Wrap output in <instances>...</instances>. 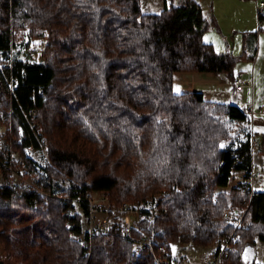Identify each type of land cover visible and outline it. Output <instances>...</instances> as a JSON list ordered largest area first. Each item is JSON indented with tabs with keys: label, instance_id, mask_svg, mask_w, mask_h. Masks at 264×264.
Wrapping results in <instances>:
<instances>
[{
	"label": "trees",
	"instance_id": "16d2710c",
	"mask_svg": "<svg viewBox=\"0 0 264 264\" xmlns=\"http://www.w3.org/2000/svg\"><path fill=\"white\" fill-rule=\"evenodd\" d=\"M257 24L264 31V12ZM208 26L195 0H164L159 13L141 0H0V264H156L158 247L217 250L227 238L223 264H255L264 191L215 189L249 168L251 137L264 161V134L234 132L251 123L249 109L173 89L176 72L233 86L235 59L203 41ZM40 145L49 165L35 185L10 182L33 169L26 149ZM92 193L113 208L159 198L127 235L122 221L84 234L73 203L89 213ZM230 207L243 212L239 227L224 216ZM145 234L156 244L134 251Z\"/></svg>",
	"mask_w": 264,
	"mask_h": 264
},
{
	"label": "rangeland",
	"instance_id": "374dc122",
	"mask_svg": "<svg viewBox=\"0 0 264 264\" xmlns=\"http://www.w3.org/2000/svg\"><path fill=\"white\" fill-rule=\"evenodd\" d=\"M178 0H173L172 3H177ZM205 2V0H204ZM259 2L263 3L262 10H264V0H213V6L215 7V17H213L212 22H210L209 15L212 14V10L203 4L204 13L208 16L207 21L209 22L208 28L203 32V41L212 45L213 50L216 53H229L235 59L234 72L235 76L240 78H245L252 85V88L244 87L242 91L232 94L231 88L232 84L227 81L223 75H217L215 78H222L226 81L227 88H221L224 92L225 97L230 102H235L238 104L243 103L244 107L249 109L252 104L254 111H256L257 106L264 99V31L263 28L258 29L257 24V4ZM153 0H141V10L144 12L143 6L152 5ZM203 3V2H202ZM206 3V2H205ZM206 7V8H205ZM255 34V39L248 42V44H243L245 35ZM249 38V35L247 36ZM20 39V38H19ZM46 43V39L33 41L31 44L33 51V59L39 60L43 56V47ZM247 56L240 57L243 54V48H245ZM250 57H249V56ZM197 88L196 86H194ZM198 89V88H197ZM225 100V101H228ZM212 102L210 100H207ZM214 103V102H212ZM242 106V105H241ZM241 108V107H240ZM251 123L246 124H235L234 132L240 137L244 138V134L247 131H252L256 135H261L264 133V116L255 113L251 116ZM251 126V127H250ZM8 126L2 123L0 124V133L4 132ZM6 142L1 145L5 147ZM27 156L32 161H34L33 169L27 168L26 165L20 168V172H14L10 182H15L16 184L30 187V184L35 185L32 180L36 178L37 174L40 173L41 167L46 164L49 165V161L45 154V148L39 149H26ZM258 154V153H257ZM254 155V163L260 168V177L254 183V190L264 191V161L262 155ZM15 154V158L17 159ZM24 174L21 176V174ZM4 180L0 176V183ZM216 188L215 192H223L222 189ZM89 200L92 204V213H86L83 208L82 202L73 203V212L81 216V227L82 232L90 233L94 231L97 227L103 225L110 226L113 223L122 221L124 216L127 214L129 216L130 226L137 223L139 219L143 217L150 218L154 211V203L157 201L159 196H155L153 200H149L147 203L137 204L135 208H125L124 206H119L116 208L110 207L107 202V198L103 194L92 193L89 195ZM151 199V198H150ZM236 209L235 207H230ZM147 212V214H143ZM141 215V216H140ZM145 236H147L145 234ZM146 240L152 242L153 246L156 244L148 236L145 237ZM148 238V239H147ZM208 247V246H207ZM194 246L192 244L183 243H173L169 245L168 250L164 247H158L154 249L156 257L159 253L166 252L171 258V263L175 264L172 257L189 255L193 250H197L199 253L207 251L206 256L207 261L211 252L214 249V245L210 248ZM204 248V249H203ZM140 245L134 244L133 250L139 251ZM259 254L261 261L264 263V245H259ZM206 255V254H204Z\"/></svg>",
	"mask_w": 264,
	"mask_h": 264
},
{
	"label": "crops",
	"instance_id": "0c3cea01",
	"mask_svg": "<svg viewBox=\"0 0 264 264\" xmlns=\"http://www.w3.org/2000/svg\"><path fill=\"white\" fill-rule=\"evenodd\" d=\"M182 1L183 0H178L176 4H179ZM195 1L200 6L201 12L206 19L208 16L204 13L203 4L206 7H209L210 10L213 9L212 10L213 13L209 15L210 22H211V19L213 20V17H215V7L213 6V0H205L206 3L204 2V0H195ZM163 5H164V0H153V3L151 6L148 4L146 5V7L143 6L145 10L144 13H159L161 9L163 8ZM244 41H245V38H244ZM213 76L214 75L206 74V73L176 72L174 73V76H173L174 92L175 93H183V92H191V91L200 92L205 100H210V101L213 100L212 102L220 103V104L236 105L241 108L244 107L243 103L238 104L237 103L238 101L235 102V98H234L233 103L230 102L227 98H224L225 94L221 90V88L228 87V86H225L226 81L222 78L218 79V78H215L216 76L215 77ZM194 86H196L198 89L195 88ZM242 90L243 88L241 90H236L234 86H232L231 93L235 94ZM225 100H228V101H225ZM259 245H264V240L256 242V255H255L254 263L264 264L260 258ZM207 248H210V246H208ZM207 254H208L207 251H204L203 253H199L197 250H193L189 255H185V256L179 255L176 257H172V258L175 264H208V261L206 258Z\"/></svg>",
	"mask_w": 264,
	"mask_h": 264
},
{
	"label": "built area",
	"instance_id": "2783aa9c",
	"mask_svg": "<svg viewBox=\"0 0 264 264\" xmlns=\"http://www.w3.org/2000/svg\"><path fill=\"white\" fill-rule=\"evenodd\" d=\"M262 6H263L262 2H259L257 4V8H258L257 11L260 13L264 12V10H262ZM233 86L236 90H241L244 87L252 88V85L249 83V81L247 79L240 78L238 76L235 77L234 82H233ZM249 111H250L251 116L255 115V113H257L259 115H264V99L257 106L256 111H254L252 104L250 105ZM249 146H250V153H251V164H250L249 168H244V169H241L237 172L236 171L231 172L229 180L227 182V185L225 187L221 188L222 190L228 191L238 184H243V185L248 186L250 188L251 193H253L255 191L254 190V183L260 177V168L258 167L257 164L254 163L253 158H254V155L259 153V151L261 149L260 148V140H258L255 137H251ZM28 149H30V148H28ZM30 186H31V184H30ZM88 203L90 205L89 214H91L92 210H93L91 201L88 200ZM123 206L125 207V205H123ZM125 208H128V207H125ZM224 216L228 220L229 224H231L235 227H239L241 225L240 223H241V219L243 217V212L239 208H236V209L228 208L224 211ZM123 222L125 225V234L127 235V234H129L130 227H131L129 224V216L127 214L124 216ZM149 242H150L149 240H146V238L142 237L139 240H137L136 244H139L140 247L150 246ZM229 248H230L229 238L222 240L220 242L218 249L215 250V248H214L213 251L211 252L209 259H208V264H223L222 259H223V257H225L226 251H228ZM154 261L156 264H171L170 259L168 257V254L166 252L159 253L157 255V257H156V255H154Z\"/></svg>",
	"mask_w": 264,
	"mask_h": 264
}]
</instances>
